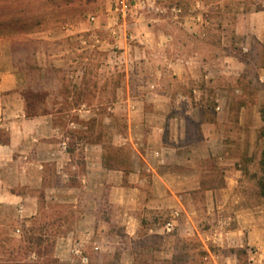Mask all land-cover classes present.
<instances>
[{"label": "crops", "instance_id": "0c3cea01", "mask_svg": "<svg viewBox=\"0 0 264 264\" xmlns=\"http://www.w3.org/2000/svg\"><path fill=\"white\" fill-rule=\"evenodd\" d=\"M246 5L107 0L92 23H30L0 37V207L32 223L45 201L72 191L73 208L83 209L72 236L93 245L83 251L90 264H264V196L241 183L237 150L246 139L235 132L241 116L230 118L244 79L264 87V8ZM98 42L120 46L126 63L144 69L127 72L115 107L81 99L84 91L112 96L111 76L84 84L93 58L77 52ZM240 47L258 49V60L236 54ZM250 61L261 66L244 69ZM102 106L109 113L98 139ZM118 110L126 115L116 144L129 152L113 164ZM61 249L58 257L69 255Z\"/></svg>", "mask_w": 264, "mask_h": 264}, {"label": "rangeland", "instance_id": "374dc122", "mask_svg": "<svg viewBox=\"0 0 264 264\" xmlns=\"http://www.w3.org/2000/svg\"><path fill=\"white\" fill-rule=\"evenodd\" d=\"M245 1L247 4L245 8L248 11H258L264 8V0ZM106 3L107 0H0V37L18 36L16 32L22 31L23 27L30 23H45L48 26L77 22L89 24L90 22L92 23L90 15H95L102 7H105ZM69 44L77 46V43L73 41H70ZM95 45L91 50L85 49L77 52V57L80 60L90 55L91 59L93 58L90 65L86 66L90 80L86 79L84 84L86 87L89 85L104 86L105 76H111L112 96H107L106 100L95 95L89 98L85 96L86 92L84 91L81 99H89L99 105L100 103L112 102L115 107V104L120 101V88L125 83L124 77L127 72L136 73L144 69L137 68L136 63L132 64L130 60L126 63L125 50L120 46L104 47L99 42L95 43ZM239 49L241 50L236 51V54L251 55L254 60L255 58L258 60V56H260L258 49L252 50V52L244 50L243 47ZM18 50L24 51V45L19 46ZM133 53L135 52L131 54L133 55ZM262 56L263 59L264 55ZM107 61L109 63H106ZM260 66L261 63L258 61H250L248 65L244 64L243 68L251 69ZM79 67L82 70L84 69L81 64ZM66 71L71 72L73 70L70 67ZM250 83L256 82L244 79L238 85L240 91L238 93L234 92V96L231 97L234 113L231 114L230 118H234L236 121L241 116L242 126L239 131L235 128V132H239V135L246 139V142L241 144L237 150L241 156L239 162V169L242 170L241 183L245 185V191L247 188L254 189L262 194V189L264 190V172L262 167L264 153V87L255 84L256 86L253 89ZM237 106H244L242 113L240 111L236 112ZM103 109L102 106L96 112L95 117L98 139L104 130L103 125H101L104 115L109 113ZM125 115L126 113L120 110L112 113L114 143L108 145V148L110 155H112L113 164L120 162L119 157L122 151L124 153L129 152L128 149L121 150L116 144V136L122 132L121 124L125 119ZM82 131L84 130L82 129ZM82 135H84L83 132ZM249 139H251V142H249ZM219 180L220 175L215 173L208 178V183L209 185H214ZM59 196L58 200L49 199L45 201L41 216L32 223H26L19 219L16 209L7 206L0 207V264H7L5 263L7 260L15 261V263L20 261L21 264H73L77 259L79 260V256L72 252L75 248L79 247L86 253H91L93 245L90 241L79 240L77 235L75 238L72 236L76 222L81 217L83 209L73 208L72 200L74 194L72 191L70 192L66 189ZM113 212L114 210L110 209V216L113 215ZM113 231L124 238L120 225H114ZM68 236H70V239H68ZM98 244H102L100 239ZM61 246L63 249L68 250L69 255L57 256L58 251L60 253L62 250ZM240 258L242 262H248L247 254L241 255Z\"/></svg>", "mask_w": 264, "mask_h": 264}, {"label": "built area", "instance_id": "2783aa9c", "mask_svg": "<svg viewBox=\"0 0 264 264\" xmlns=\"http://www.w3.org/2000/svg\"><path fill=\"white\" fill-rule=\"evenodd\" d=\"M179 216H180V214L178 212H176L175 215L173 216L174 217L173 220L169 221L166 224V230L168 232L174 231V229H175V223L174 222ZM72 252L81 258V261L83 264H90L89 258L84 255L83 250L81 248L77 247Z\"/></svg>", "mask_w": 264, "mask_h": 264}, {"label": "trees", "instance_id": "16d2710c", "mask_svg": "<svg viewBox=\"0 0 264 264\" xmlns=\"http://www.w3.org/2000/svg\"><path fill=\"white\" fill-rule=\"evenodd\" d=\"M264 132V131H263ZM262 167H263V172H264V153H263V159H262ZM262 195L264 196V190L262 189ZM5 263L7 264H21L20 261H10V260H7Z\"/></svg>", "mask_w": 264, "mask_h": 264}]
</instances>
